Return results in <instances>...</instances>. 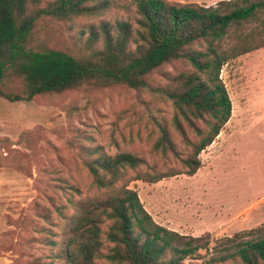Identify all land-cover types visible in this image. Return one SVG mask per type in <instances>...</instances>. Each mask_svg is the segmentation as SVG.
<instances>
[{
  "label": "trees",
  "instance_id": "trees-1",
  "mask_svg": "<svg viewBox=\"0 0 264 264\" xmlns=\"http://www.w3.org/2000/svg\"><path fill=\"white\" fill-rule=\"evenodd\" d=\"M53 24H81L85 52L35 50L39 33ZM4 47L11 59L0 64V98L11 103L105 90L146 93L154 101L139 124L148 130L152 155L159 161L149 163L125 150L114 155L101 153L102 147L83 150L81 164L98 195L75 201L80 190L69 188L73 193L67 201L75 212H61L66 224L59 253L35 264H186L200 250L202 237L157 224L129 185L199 171L201 153L232 116L223 68L264 48V0H224L212 6L169 0H0V50ZM12 75L20 89L6 88ZM1 141L0 148H7ZM173 160L184 171L163 170ZM30 163L24 152L4 155L0 149L2 167L27 173ZM248 234L253 238L243 242L239 235L228 239L234 251L210 263L264 264V224ZM106 243L108 253L103 252Z\"/></svg>",
  "mask_w": 264,
  "mask_h": 264
},
{
  "label": "rangeland",
  "instance_id": "rangeland-1",
  "mask_svg": "<svg viewBox=\"0 0 264 264\" xmlns=\"http://www.w3.org/2000/svg\"><path fill=\"white\" fill-rule=\"evenodd\" d=\"M79 25L53 24L39 33L32 47L83 54L85 41H80ZM10 59L9 47L0 50V64ZM19 62L18 57L14 66ZM9 78L7 89L21 88L19 79ZM222 79L232 101V116L216 141L201 153L199 171L155 184L134 181L129 185L157 224L187 237H202L200 250L186 264H211L212 258L234 251L228 239L237 235L238 242L252 239L248 233L264 224V48L230 62L223 68ZM153 102L146 93L116 90L98 95L70 91L32 102L0 98V139L8 145L1 152L18 150L31 160L27 173L0 166V264H35L59 253L66 224L61 212L68 216L75 212L67 201L73 193L69 188L80 190L73 196L75 201L98 195L81 164L83 150L102 147L101 153L108 155L125 150L149 163L159 161L152 155L148 130L139 124ZM167 168L184 171L175 160L163 170ZM109 248L106 243L103 252ZM55 264L63 263L56 260Z\"/></svg>",
  "mask_w": 264,
  "mask_h": 264
},
{
  "label": "crops",
  "instance_id": "crops-1",
  "mask_svg": "<svg viewBox=\"0 0 264 264\" xmlns=\"http://www.w3.org/2000/svg\"><path fill=\"white\" fill-rule=\"evenodd\" d=\"M220 1H222V0H209V1H205V0H188V1H173V2L198 3V4H201V5L212 6V5L217 4Z\"/></svg>",
  "mask_w": 264,
  "mask_h": 264
}]
</instances>
